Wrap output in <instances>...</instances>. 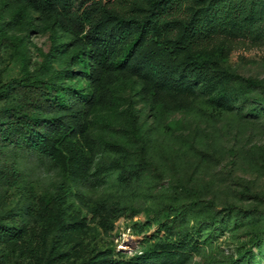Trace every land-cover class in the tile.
<instances>
[{
  "label": "rangeland",
  "instance_id": "obj_1",
  "mask_svg": "<svg viewBox=\"0 0 264 264\" xmlns=\"http://www.w3.org/2000/svg\"><path fill=\"white\" fill-rule=\"evenodd\" d=\"M103 1L130 34L106 36L116 56L96 73L61 53L82 39L48 11L0 0V84L29 71L55 88L0 95V264H264V0H241L247 30L202 48L158 28L179 45L161 86L128 55L148 0ZM202 59L213 76L185 69ZM33 100L43 147L14 123Z\"/></svg>",
  "mask_w": 264,
  "mask_h": 264
},
{
  "label": "trees",
  "instance_id": "obj_2",
  "mask_svg": "<svg viewBox=\"0 0 264 264\" xmlns=\"http://www.w3.org/2000/svg\"><path fill=\"white\" fill-rule=\"evenodd\" d=\"M15 1L20 9L32 8L48 11V24L54 32L62 30L75 37H81L82 42L77 46V55L73 54L75 50L72 51L66 47L61 53L68 54L70 60L77 63H83L87 54L89 59H92L91 66L96 73L116 56L117 46L106 36L112 33L124 39L130 34L125 28L116 27L117 10L103 0H91L85 6L81 0ZM188 1L190 0H148L146 15L132 24L135 36L127 44L128 55L132 56L134 66L143 68L156 86L164 85L169 81L176 60L175 56L179 53V45L173 39L155 38L158 28L171 36L179 32V39L182 43L193 49L208 46L216 33L225 32L228 29L240 32L248 28L244 23L242 12L245 6L241 0H214L203 13L191 17H188V6L181 7ZM74 4L78 5V8L73 9ZM120 4L126 5L125 0ZM208 63L206 59L200 62L188 61L184 67L190 73L206 78L217 72ZM49 66L50 64H47L46 67ZM61 73L57 72L52 77L57 79ZM40 75L38 72L25 71L19 77L0 84V95H8L14 88L35 87L34 83H36L44 97L43 100L49 99V93L55 88L48 80L43 81ZM231 75L239 77L235 74ZM253 84L255 81L251 79L244 82L246 87ZM219 94L221 92L217 91L216 95ZM39 105L40 102L36 100L29 104H20V114L14 123L15 125L23 124L25 131L32 134V143L36 142L35 146L43 147L48 145L50 135L40 133L35 129L38 121L36 110ZM2 127L7 129V125ZM15 131L20 130L15 128ZM60 156L65 158V156ZM75 160L73 154L66 157L67 163Z\"/></svg>",
  "mask_w": 264,
  "mask_h": 264
}]
</instances>
